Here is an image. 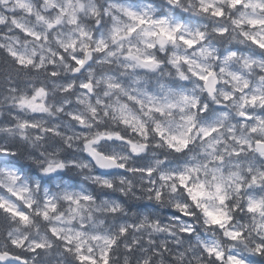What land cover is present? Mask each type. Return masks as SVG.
Segmentation results:
<instances>
[{"label":"clouds","instance_id":"clouds-1","mask_svg":"<svg viewBox=\"0 0 264 264\" xmlns=\"http://www.w3.org/2000/svg\"><path fill=\"white\" fill-rule=\"evenodd\" d=\"M0 264H264V0H0Z\"/></svg>","mask_w":264,"mask_h":264}]
</instances>
